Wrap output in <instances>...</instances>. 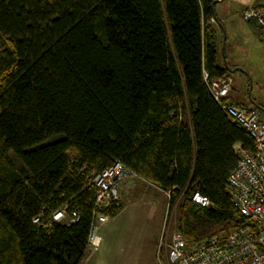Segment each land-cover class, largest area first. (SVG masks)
Returning <instances> with one entry per match:
<instances>
[{"label":"trees","instance_id":"trees-1","mask_svg":"<svg viewBox=\"0 0 264 264\" xmlns=\"http://www.w3.org/2000/svg\"><path fill=\"white\" fill-rule=\"evenodd\" d=\"M213 3L0 0V264H83L96 216L122 209L91 182L115 162L168 193L187 248L253 228L228 181L254 141L209 88L230 71Z\"/></svg>","mask_w":264,"mask_h":264},{"label":"built area","instance_id":"built-area-1","mask_svg":"<svg viewBox=\"0 0 264 264\" xmlns=\"http://www.w3.org/2000/svg\"><path fill=\"white\" fill-rule=\"evenodd\" d=\"M242 17L245 21L257 24L264 41V7L250 6L243 10ZM209 88L214 98L221 102L229 119L242 127L254 141V153L244 151L239 145L235 147L239 162L229 174L228 181L235 208L249 219L253 228L239 227L230 231L222 243L215 236L192 248L186 247L183 235L175 229L169 241H164L161 236L158 250L165 248L161 249L165 264H264V111L254 105L233 106L223 102L231 91L228 79L209 80ZM135 179H138L137 175L120 162L94 175L91 182L96 188V206L103 209L112 203H120L123 184ZM192 201L202 207L210 203L208 198L198 192L193 194ZM76 218L77 215L73 213L69 221L74 222ZM52 219L56 222L65 221V209L54 212ZM107 219L103 214L96 216L88 238V248L96 249L100 244L101 239L96 233L97 224Z\"/></svg>","mask_w":264,"mask_h":264},{"label":"rangeland","instance_id":"rangeland-1","mask_svg":"<svg viewBox=\"0 0 264 264\" xmlns=\"http://www.w3.org/2000/svg\"><path fill=\"white\" fill-rule=\"evenodd\" d=\"M234 48L233 52L226 53L227 59L233 58L239 64L233 67L239 71L228 73L230 94L264 109V56L247 57L238 43ZM144 183L139 181L133 193L122 195L121 192V211L97 224L100 244L96 249L88 248L85 261L90 259V264H165L161 250L165 248L158 250V243L161 236L169 241L176 229V208L169 210L168 196ZM96 258H101L100 263L92 262ZM85 261L83 264L89 262Z\"/></svg>","mask_w":264,"mask_h":264},{"label":"crops","instance_id":"crops-1","mask_svg":"<svg viewBox=\"0 0 264 264\" xmlns=\"http://www.w3.org/2000/svg\"><path fill=\"white\" fill-rule=\"evenodd\" d=\"M263 1L264 0H222L214 4L215 20H213L214 22L212 23L214 24V27L218 32V38H219L218 39V42H219L218 43V63L222 67H225V68L228 67L230 69L229 74H233L234 72L239 71L237 69H233V67L235 68V65H239L237 61L231 57H230L231 60H229L226 57V53L229 50L233 52L232 50L235 49L234 47L237 43L240 46L241 50L245 52L243 54L246 55L247 57L251 55H253L252 57H255L254 55L256 54L258 56H264V42L263 40H261V37L259 34V28L257 24L254 22L244 21V19L242 18L243 10L247 9L250 6H254V5L264 6ZM232 94L231 96L234 99H236L237 101H240L238 98H236ZM249 104L250 103L248 102V105ZM238 145L239 144H236L234 146V149ZM138 180L144 183V181L139 178L132 180L131 182L124 183L121 189L122 195L133 193V191L138 187L137 186L139 183ZM150 185L153 186L152 184ZM153 187L167 195L166 192L160 190L159 188L155 186ZM100 260L101 258H96L92 262L95 263L99 261L98 263H100ZM90 262L91 261L85 264H90Z\"/></svg>","mask_w":264,"mask_h":264},{"label":"water","instance_id":"water-1","mask_svg":"<svg viewBox=\"0 0 264 264\" xmlns=\"http://www.w3.org/2000/svg\"><path fill=\"white\" fill-rule=\"evenodd\" d=\"M213 4H216V1H214V3Z\"/></svg>","mask_w":264,"mask_h":264}]
</instances>
